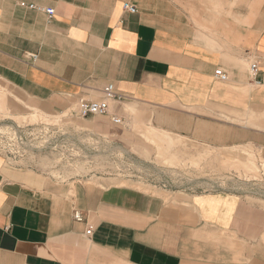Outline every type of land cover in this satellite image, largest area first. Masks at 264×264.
<instances>
[{
  "label": "crops",
  "instance_id": "0c3cea01",
  "mask_svg": "<svg viewBox=\"0 0 264 264\" xmlns=\"http://www.w3.org/2000/svg\"><path fill=\"white\" fill-rule=\"evenodd\" d=\"M202 1L0 0V120L62 113L81 96L103 99L112 83L110 114L129 122L89 116L95 133L148 146L131 139L137 124L153 137L251 148L264 159V10H250L253 21L232 10L237 24L225 31L193 24L224 17ZM110 174L62 179L0 151V264H264L258 197L170 195Z\"/></svg>",
  "mask_w": 264,
  "mask_h": 264
},
{
  "label": "rangeland",
  "instance_id": "374dc122",
  "mask_svg": "<svg viewBox=\"0 0 264 264\" xmlns=\"http://www.w3.org/2000/svg\"><path fill=\"white\" fill-rule=\"evenodd\" d=\"M247 2L251 0L198 2L202 8L222 13L224 17L192 18L191 21L197 26L202 23L230 31V27L237 24L234 17L249 15L253 21L249 11L264 10V0H253L254 8ZM232 10H239V15L232 17ZM67 114L64 110L43 115L33 109L27 116L4 115L0 120V148L7 147L5 139L11 138L10 143L14 141L20 148L16 156L34 162L62 179L96 180V176L116 173L117 182L143 188L154 186L170 193L175 191L170 195L223 189L253 195L264 201V159L258 151L245 147L217 149L167 133L175 139L168 141L163 136L149 135L148 130H141L137 124L131 130L134 137H129L139 138V142L148 146L127 147L107 134L95 133L87 119L72 118ZM123 122L128 124L129 121ZM249 154L254 156L255 172H245L241 167L240 161Z\"/></svg>",
  "mask_w": 264,
  "mask_h": 264
},
{
  "label": "built area",
  "instance_id": "2783aa9c",
  "mask_svg": "<svg viewBox=\"0 0 264 264\" xmlns=\"http://www.w3.org/2000/svg\"><path fill=\"white\" fill-rule=\"evenodd\" d=\"M21 5H26L29 8L37 9L39 11H42L48 15H52L53 13V8L51 7H44L40 5H35V4H25L21 3ZM123 9H126L130 12H135L137 9L135 5L129 3V2H124L123 3ZM258 68L256 63L252 62L249 65V73L251 76H254L257 72ZM214 75L219 78L220 80H226L227 79V74L222 71L221 69H216L214 71ZM103 95L104 98L101 100H91L88 98H85L83 96L79 97L74 105L67 109L68 114L72 118H87L89 116H95V115H109L110 121L116 125H121L123 124V119L115 114H110L109 111V105H108V100L109 99H118L117 94L114 91V87L112 83H109L104 86L103 88ZM42 132V130H41ZM3 136H5L3 134ZM4 138V137H3ZM7 147L0 148V151L3 153H10L13 156H16L20 152V148L18 145L13 143H10L12 141L11 138H8L7 140ZM3 147V146H2ZM19 156V155H18ZM74 218L78 221L82 220V216L78 211L74 212ZM87 233H90V228L86 231Z\"/></svg>",
  "mask_w": 264,
  "mask_h": 264
},
{
  "label": "bare ground",
  "instance_id": "6f19581e",
  "mask_svg": "<svg viewBox=\"0 0 264 264\" xmlns=\"http://www.w3.org/2000/svg\"><path fill=\"white\" fill-rule=\"evenodd\" d=\"M240 164L245 172H255L256 171L257 167H256L253 154H249L248 157L244 161H240Z\"/></svg>",
  "mask_w": 264,
  "mask_h": 264
}]
</instances>
